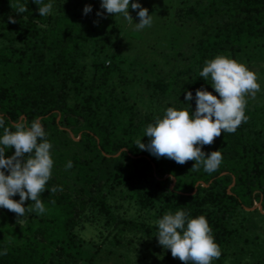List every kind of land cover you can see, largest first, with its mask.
Returning a JSON list of instances; mask_svg holds the SVG:
<instances>
[{
  "label": "trees",
  "instance_id": "obj_1",
  "mask_svg": "<svg viewBox=\"0 0 264 264\" xmlns=\"http://www.w3.org/2000/svg\"><path fill=\"white\" fill-rule=\"evenodd\" d=\"M180 1L177 17L201 25L200 36L186 64L167 77L145 67L155 77L145 80V86L156 105L139 112L138 102L118 90L125 80L116 84L109 79L115 62L108 47L116 22L112 14L96 17L99 0H51L52 11L45 17H39L32 0L18 15L17 0H0L4 127L12 130L21 115L27 122L38 118L53 160L40 197L43 214L29 213L33 202L27 198L23 217L0 208V249L5 250L0 264H68L87 243L96 247L89 229L102 243L109 239L110 227L118 225L156 241L155 221L177 209L206 218L221 253L211 264H227L225 246L230 242L242 243L250 264H264L259 243L264 224L253 236L258 242H251L245 226L256 215L264 220L254 206L259 203L264 210V98L256 104L245 99L247 120L201 146L205 154L220 151L222 160L214 172H205L202 164L192 170L191 160L180 165L157 159L133 144L165 108L187 107L185 91L193 94L188 101L192 110L197 88L219 98L199 77L206 59L223 54L236 60L264 38V0ZM85 4L92 6L88 14H82ZM141 140L146 143L148 137ZM13 151L6 149L5 156ZM68 161L72 166L66 169ZM56 186L57 191L48 192ZM133 208L140 218L130 214Z\"/></svg>",
  "mask_w": 264,
  "mask_h": 264
},
{
  "label": "clouds",
  "instance_id": "obj_2",
  "mask_svg": "<svg viewBox=\"0 0 264 264\" xmlns=\"http://www.w3.org/2000/svg\"><path fill=\"white\" fill-rule=\"evenodd\" d=\"M28 0H17L15 13L26 12ZM38 8L39 17L48 16L52 11L51 0H32ZM129 7L135 11L138 22H134L135 30H140L152 23L148 9L142 7L139 0H99L96 17L108 14H120L125 21H133L129 15ZM101 9L103 12H101ZM92 11L90 4H85L82 14ZM9 22L12 21L10 16ZM96 21H94L95 23ZM199 77L211 85L217 95L204 88L195 90V108L190 109L188 101L193 99L190 91H185L184 102L187 107L169 106L162 115L148 123L142 136L133 144L139 150L147 151L159 159L165 157L177 164L194 161L191 169L203 166L207 173L214 172L220 165L222 155L218 150L205 154L201 146L211 144L214 137L224 132H234L237 126L247 120L244 113L245 94L254 95L259 90L256 75L242 62L230 56L217 54L206 59L199 71ZM0 208L7 209L23 217L25 199L33 202L29 213L40 215L45 212L41 193L50 178L53 160L51 143L45 139L46 133L38 118L27 122L21 115L12 122V130L4 127V117L0 114ZM13 148L11 155L5 156L6 149ZM71 161L65 168H71ZM55 192L58 186L47 189ZM18 195V200L12 197ZM156 241L162 248L170 251L174 258L188 264H211L213 259L221 255L218 245L213 239L211 229L203 215L190 217L183 209L166 211L155 221ZM5 250L0 249V256Z\"/></svg>",
  "mask_w": 264,
  "mask_h": 264
},
{
  "label": "rangeland",
  "instance_id": "obj_3",
  "mask_svg": "<svg viewBox=\"0 0 264 264\" xmlns=\"http://www.w3.org/2000/svg\"><path fill=\"white\" fill-rule=\"evenodd\" d=\"M129 2L131 4V0ZM180 2L139 0L152 17L151 25L140 30L133 27L138 18L130 7L128 12L133 21H125L120 14L113 15L116 26L108 52L114 54L115 66L109 79L116 84L119 80H125V84L119 83L118 90L131 101L138 102L139 112H145L156 105L149 88L145 86V80L155 77L145 71V67H152L167 77L175 68L186 64L193 43L200 36L201 25L197 22L187 23L177 17ZM258 41V47L248 48L236 57V61L242 62L256 75L259 90L254 95L245 94V99L255 104L264 98V38ZM254 206L264 214L257 203ZM130 214L135 218L141 215L135 208ZM261 223L264 224V220L258 215L246 222V232L251 242H258L256 237L261 233ZM110 228V237L104 243L99 242L100 237L89 229L88 236L94 237L96 247L87 243L80 256L68 264H188L172 257L169 250L162 248L157 241H151L144 232L139 233L133 227L121 225ZM254 235L256 237L253 238ZM259 240V245L264 249V237ZM225 248L227 264H250L249 259L243 257L247 249L242 247L241 242H230Z\"/></svg>",
  "mask_w": 264,
  "mask_h": 264
},
{
  "label": "water",
  "instance_id": "obj_4",
  "mask_svg": "<svg viewBox=\"0 0 264 264\" xmlns=\"http://www.w3.org/2000/svg\"><path fill=\"white\" fill-rule=\"evenodd\" d=\"M167 175H165L164 177H166ZM173 181H174V178L172 177V183L170 184V187H172L173 186ZM258 204V206L260 207V204L259 203H257ZM254 207V206H253ZM253 207H251V209L253 208ZM261 208V207H260Z\"/></svg>",
  "mask_w": 264,
  "mask_h": 264
}]
</instances>
